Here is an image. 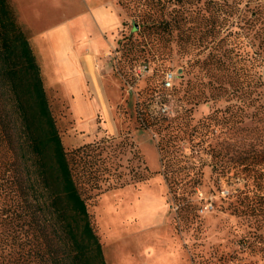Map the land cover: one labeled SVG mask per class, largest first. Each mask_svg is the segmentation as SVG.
I'll return each instance as SVG.
<instances>
[{"label": "trees", "instance_id": "obj_1", "mask_svg": "<svg viewBox=\"0 0 264 264\" xmlns=\"http://www.w3.org/2000/svg\"><path fill=\"white\" fill-rule=\"evenodd\" d=\"M130 2L137 38L125 37V53L161 68L172 59L170 49L165 50L170 44L181 71L192 74L182 97L186 104H226L195 125L191 109L167 118L153 116L142 104L138 119L156 135L162 173L175 189L177 211H190L187 176L195 187L202 174L200 166L186 164L181 145L194 139V146L203 147L220 127L224 134L233 128L238 137L233 154L228 144L205 149L213 168L245 179L247 188L230 204L233 211L254 213L264 204L259 193L264 189V0ZM152 98L153 91L147 100ZM99 144L65 149L29 35L10 0H0V217L2 223L8 220L10 243L20 250L27 247L22 255L16 253L15 262L106 264L84 194L99 190L110 171L82 168L81 188L73 168V163L85 165L88 156L100 154ZM134 177L142 181L146 176L136 172Z\"/></svg>", "mask_w": 264, "mask_h": 264}, {"label": "rangeland", "instance_id": "obj_2", "mask_svg": "<svg viewBox=\"0 0 264 264\" xmlns=\"http://www.w3.org/2000/svg\"><path fill=\"white\" fill-rule=\"evenodd\" d=\"M115 4L121 26L103 60L96 62L102 67L106 92L101 90L103 106L95 113L90 126L77 128L64 96L57 88L46 89L65 149L71 152L81 145L97 143H100L98 150L103 147L100 154L88 156L85 165L75 162L73 168L77 170L76 180L81 188L84 186L82 168L110 171L103 176L105 181H100L99 190L84 194L106 264H264V204L262 208L257 205L254 213L251 210L234 212L230 204L247 188L245 179L232 173L223 174L222 168H213L205 149L208 144H228L232 155L238 138L233 128L227 129L226 134L220 127L215 128L213 137L206 139L203 147L194 146V139L181 145L186 164L200 166L202 174L195 187L190 186V176H187L184 182L187 181L186 187L191 192L188 195L190 211L184 214L177 211L175 189L162 173L156 135L141 127L138 119L142 104L153 116L167 118L191 109V125L212 109L223 110L226 104H186L182 97L192 74L181 71L178 54L170 44L165 48L170 49V62L160 68L156 62L148 61L147 71L139 74L137 67L143 65L142 60H132L123 48L125 37L137 38L131 29L133 3L115 0ZM17 19L30 36L18 13ZM169 73L173 75L172 87L164 88V78ZM178 88L182 90L173 93ZM151 91L153 98L147 100ZM261 171L264 172V167ZM136 172H143L145 179L137 181ZM118 181H126V185L119 186ZM259 193L264 195V189ZM9 233L8 220H4L0 226V264H20L15 262L16 253L22 255L27 247L21 251L12 245Z\"/></svg>", "mask_w": 264, "mask_h": 264}, {"label": "crops", "instance_id": "obj_3", "mask_svg": "<svg viewBox=\"0 0 264 264\" xmlns=\"http://www.w3.org/2000/svg\"><path fill=\"white\" fill-rule=\"evenodd\" d=\"M48 91L57 88L77 128H88L106 92L101 62L121 26L115 0H11ZM98 66V70L95 69Z\"/></svg>", "mask_w": 264, "mask_h": 264}, {"label": "built area", "instance_id": "obj_4", "mask_svg": "<svg viewBox=\"0 0 264 264\" xmlns=\"http://www.w3.org/2000/svg\"><path fill=\"white\" fill-rule=\"evenodd\" d=\"M137 71L139 74L144 73L147 71V66L146 65H141L137 67ZM172 80H173V75L171 73L166 74L163 82L164 88H170L172 87Z\"/></svg>", "mask_w": 264, "mask_h": 264}]
</instances>
